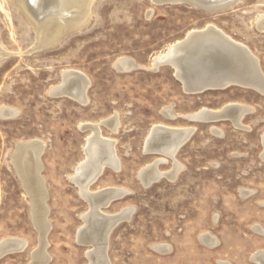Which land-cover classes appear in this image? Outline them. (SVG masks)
<instances>
[{
  "label": "rangeland",
  "instance_id": "1",
  "mask_svg": "<svg viewBox=\"0 0 264 264\" xmlns=\"http://www.w3.org/2000/svg\"><path fill=\"white\" fill-rule=\"evenodd\" d=\"M90 7L83 28L45 48L38 47L36 31L18 6L0 0V48L6 53L0 59V108L18 112L13 118H0V242H26L22 251L2 257L0 264L37 260L40 230L12 162L15 147L32 141L44 145L40 178L50 226L46 264H89L85 253L92 247L76 241L89 205L69 178L85 160L91 134L79 127L115 115L116 133L104 126L99 129L102 137L115 141L119 170L104 168L89 187L92 192L107 188L128 192L102 208L105 215L133 209L130 220L119 223L109 236V263L251 264L249 256L264 249V234L253 230L259 225L264 228V94L244 87L188 94L171 67L154 70L152 61L190 31L214 26L247 47L264 77V31L255 26L264 15V0H239L216 12L184 4L157 5L153 0H93ZM121 59L131 60L136 68L115 70ZM64 71L81 73L89 81L85 104L48 94L61 85ZM228 104L251 108L241 120L248 129L235 128L231 120L187 119L202 108L219 110ZM167 108H172L175 119L165 116ZM156 125L191 128L194 133L175 155L183 166L177 178L162 177L144 187L137 178L143 168L158 160H165L157 167L160 173L173 168L171 159L143 151ZM241 190H250V196L244 198ZM205 232L218 238L217 249L209 250L199 242ZM157 244L169 245L171 252L154 251Z\"/></svg>",
  "mask_w": 264,
  "mask_h": 264
},
{
  "label": "bare ground",
  "instance_id": "2",
  "mask_svg": "<svg viewBox=\"0 0 264 264\" xmlns=\"http://www.w3.org/2000/svg\"><path fill=\"white\" fill-rule=\"evenodd\" d=\"M11 1L13 4L18 6V9L23 12L25 18H27L32 24L34 30L36 31L38 47L45 48L56 44L67 33L83 28L89 20L90 6L93 2V0ZM237 3H239V0H217L214 3H209L205 6L207 9L211 10L210 12H216L221 10L223 11L226 8L229 9L232 6L237 5ZM255 26L257 27V30L264 31V15L257 19ZM193 33H199V36L192 40L190 44H187V46L184 47L183 52L178 54L173 52V45L181 43L186 39V37L192 35ZM186 37L182 41L170 45L164 53L156 55L152 61V68L160 63L171 62L179 55H183L184 60L188 57L190 59V56L194 52H192V49L195 50L198 44L200 45V41H205L199 50L200 54H202L198 61L200 63H197L196 66H189L186 68L184 72L188 75V81L183 79L182 82H187L185 87L191 89L193 87L192 83L194 80L195 82H198L196 80L199 76L204 74L206 75L208 72H211L209 74H214L211 76H214L215 79L213 78V80H210L209 83H215L214 87L217 88L222 79L229 77L230 74H235L233 71L231 72L227 65L222 66V70H224V77H218V73L216 72L218 70L216 69H214L216 71H208L206 69L205 66L209 59H212L217 54V50L214 45L218 44V46L220 45L222 47V50L226 51L227 55L231 53L228 49L240 54L241 58L245 60L243 62L245 63V68L240 70V72L244 73V77L248 75L251 77L250 80H245V82H249V85L252 86V88L256 89L259 93L264 94V77L261 72H258L259 65L257 59L250 53L247 47L233 41L214 26H207L203 30L199 31H190ZM224 44L227 46L225 47ZM5 55V51L0 48V59ZM115 67L117 69L130 71L133 67H136V65L131 60L121 59L115 63ZM197 70L202 72L197 73ZM175 71L176 73L182 72L180 69H175ZM62 77L63 81L61 85L50 89L48 94L52 97L69 96V98L85 104L87 101L86 92L89 87V81L81 73L75 71H64ZM188 83L191 86L188 87ZM250 109L251 108L248 109L237 104H228L219 110H208L202 108L195 114L188 116L187 119L203 123L231 120L235 128L246 130L248 128L242 125L241 120L246 114L251 112ZM163 112L165 116L170 119H175L177 117L172 108H167ZM17 113L18 112L16 110L11 108H0V118L2 119L13 118L17 116ZM99 126H104L111 133H116L119 128L117 115H115L114 118L107 119L96 125L88 124L84 126L81 125L79 127L81 130L89 129L91 134L86 139V146L84 148L85 160L76 167L74 174L70 176L69 180L72 184L76 185L78 196L89 205L87 213L81 217L83 226L76 232V241L79 244L90 245L92 247L91 250L85 253L89 264H110L106 255L109 236L112 230L119 223L130 220L133 209H123L115 216L105 215L101 212V209L106 208L112 204V202L123 198L128 194V192L119 188H107L96 192H92L89 189L94 181L101 175L104 168L108 167L113 171L119 170V161L115 155V141L102 137ZM219 131L212 128V132H214L215 135H221ZM193 133L194 129L191 128H170L163 125H156L152 127L145 140L143 151L145 153L160 154L171 159L173 161V168L172 171L168 173H160L157 167L159 163H164L165 160H158L154 164L143 168L138 173L137 178L144 187H149L153 182L161 179L162 177H165L170 181H174L177 178L179 173L182 171L183 166L175 160V155L178 150L188 142ZM262 144L264 148V134L262 135ZM15 149L16 152L12 160L13 167L15 168L22 185L29 196V200L33 207L32 211H34V220L40 230L39 235L41 241L39 250H37L38 252L36 255L34 254V258L37 259L36 263H34L46 264L48 259L45 254V238L50 226L48 227L46 224V214L48 209L45 208V201H47L45 195L47 193L44 191V182L40 178V171L42 170L40 156L43 153L44 145L42 142L39 143L38 141H32L17 145V148L15 147ZM261 158L264 160V151ZM249 191L250 190H241L240 194L245 198L247 195L250 196ZM261 205L264 207V202H262ZM216 221L217 219L214 216V222ZM253 230L255 232L257 231L259 234H264L262 226H255ZM199 242L209 248L219 244L215 236L209 232L202 233L199 236ZM10 246H14L16 248L21 247L23 250L26 246V242L19 239H5L0 242V253L7 248H10ZM152 249L158 253L170 252L169 245L165 244H157L153 246ZM250 260L252 262L264 260V252L253 253L250 256Z\"/></svg>",
  "mask_w": 264,
  "mask_h": 264
},
{
  "label": "water",
  "instance_id": "3",
  "mask_svg": "<svg viewBox=\"0 0 264 264\" xmlns=\"http://www.w3.org/2000/svg\"><path fill=\"white\" fill-rule=\"evenodd\" d=\"M217 0H177V1H168V0H153L154 4H184V5H188L190 7H194V8H198V9H203L205 11L210 12L211 10L206 8V4L209 3H214ZM228 9V8H226ZM222 11V10H221ZM199 33H193L192 35H189L188 37H186L185 40H183L181 43H178L177 45H173V52L175 53H181L184 50V47L187 46V44H190V42L192 40H194L196 37H198ZM205 41H200V45L198 44L197 48L195 50L192 49L193 54L184 60V56H176L175 60H172L171 62H164V63H160L157 64L153 69L156 70L157 67L162 66V65H167L169 67H171L173 69V71H175V69H180V72L175 71L174 75L175 78L181 83L182 87H183V91L185 93L188 94H199V93H203L205 91L208 90H214V89H224V88H229V87H244L247 89H253L256 91V89L252 88V86L249 85V82H245V80H250L251 77L246 76L244 77V73L240 72V70H242L243 68H245V63H243L245 60L241 58L240 54H237V52L235 53V51L228 49L229 55H227L226 51L222 50V47L218 44L214 45L217 50V54L216 56H214L212 59L210 58L209 61L206 64V69L208 71H212L214 69L218 70H214L216 71L218 74V77H222L224 74V70H222V66H228L231 70V72L233 71L235 74H230L229 77H225L224 79L221 80L219 86L217 88L214 87L215 83H209L210 80H213V78L215 79L214 74H209L211 72H208L206 75H201L199 76V78H197L195 82V80L193 81L192 85L193 87L191 89L185 87L186 83H183L182 80L185 79V81H188V75L184 72L186 70L187 67L189 66H196L197 63L199 64V58L202 56V54H200L199 50L201 49V45L204 43ZM219 42V41H217ZM225 46V44H224ZM227 46V45H226ZM225 46V47H226ZM207 61V60H206ZM252 64V63H251ZM258 67V65H257ZM115 70L120 71V72H124L125 70H121V69H117L114 65ZM136 67H133L132 69H135ZM226 68V67H224ZM197 73H200L202 71H196ZM258 72L260 73L259 69ZM242 73V74H241ZM224 77V76H223ZM246 83V84H244ZM191 86L188 83V87ZM55 96H59V95H55ZM69 97V96H67ZM22 251L21 247H14V246H10V248H7L6 250L2 251L0 253V259L8 254L11 253H16V252H20Z\"/></svg>",
  "mask_w": 264,
  "mask_h": 264
},
{
  "label": "crops",
  "instance_id": "4",
  "mask_svg": "<svg viewBox=\"0 0 264 264\" xmlns=\"http://www.w3.org/2000/svg\"><path fill=\"white\" fill-rule=\"evenodd\" d=\"M248 196V195H247ZM264 208V207H263ZM217 224V223H216ZM260 226V225H259ZM264 229V228H263ZM257 232V231H256ZM212 234V233H211ZM261 234V233H260ZM215 236V235H214ZM216 237V236H215ZM217 238V237H216ZM217 240H218V238H217ZM218 243H219V240H218ZM220 246V243L218 244V245H216V246H214V247H211V248H209V247H206V246H204V247H206L207 249H209V250H215V249H217L218 247ZM170 252H171V247H170ZM169 252V253H170ZM257 252H264V249L263 250H259V251H256V252H254V253H257ZM253 254V253H252ZM251 254V255H252ZM165 255H167V254H165ZM250 255V256H251ZM250 256H249V258H248V260H249V262L251 263V264H264V260H259V262H252L251 260H250ZM259 259V258H258ZM217 264H230V263H227V262H225V261H222V260H217Z\"/></svg>",
  "mask_w": 264,
  "mask_h": 264
}]
</instances>
